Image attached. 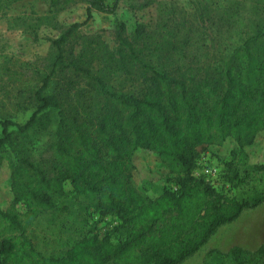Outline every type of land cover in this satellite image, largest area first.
<instances>
[{
	"label": "trees",
	"instance_id": "trees-1",
	"mask_svg": "<svg viewBox=\"0 0 264 264\" xmlns=\"http://www.w3.org/2000/svg\"><path fill=\"white\" fill-rule=\"evenodd\" d=\"M49 1L54 14L37 18L32 31L37 37L45 25L59 35L49 39L50 56L27 91L22 108L31 114L24 123L0 119L13 196L7 209L0 206V264H181L220 226L264 202V164H250L245 153L264 131V9L233 31V45H219L216 59H208L209 46L191 35L150 45L143 28L129 39L123 23L111 53L100 40H87L82 27L94 12L115 15L122 0ZM80 3L85 21L62 26L57 14ZM99 62L105 69H96ZM104 70L138 82L137 92H122ZM228 139L236 147L215 182L196 175L202 154ZM138 150L157 155L167 170L156 196L134 181ZM66 183L89 200L92 219H115L110 232L93 234L84 216L65 237L49 221L42 229L51 242L30 233L45 213L69 210L56 203ZM207 257L212 264H264V248L211 249Z\"/></svg>",
	"mask_w": 264,
	"mask_h": 264
},
{
	"label": "rangeland",
	"instance_id": "rangeland-1",
	"mask_svg": "<svg viewBox=\"0 0 264 264\" xmlns=\"http://www.w3.org/2000/svg\"><path fill=\"white\" fill-rule=\"evenodd\" d=\"M112 4L113 0H106ZM85 5L75 4L67 10L57 14L58 22L67 27L72 23H83L86 19ZM258 15L264 9V0H122L115 15L94 12L82 27L87 40H100L107 50L116 54L118 43L115 38V28L123 23L126 35L132 39L136 28H143L150 37V45H175L178 35H191L200 40L199 45H208V59L215 56L219 45H233V31L254 19L255 9ZM54 10L49 0H0V119L8 118L18 123H24L31 114V110H23L26 104L28 89L34 84L37 73L42 70L49 53V39L55 38L59 32L49 26H41L34 37L32 27L39 17H51ZM264 17V13L262 15ZM179 26L180 30H177ZM192 27V32L189 28ZM228 27V28H227ZM227 28V29H226ZM178 31V33H177ZM82 45L76 47V55L83 52ZM49 55V56H48ZM216 59V56H215ZM99 66V67H98ZM96 69L102 68V63L95 64ZM104 68V67H103ZM105 69V68H104ZM105 79L125 93H135L139 83L123 79L109 70L101 72ZM236 144L228 139L221 147H211L202 154L207 158L209 166L217 171L215 177H207L215 182L220 167L230 159V152ZM250 164H264V131L260 132L251 146L245 148ZM12 154H0V206L7 209L13 199L10 192V169L7 158ZM134 165V181L137 186L144 188L150 196H156L166 183L167 170L157 155L138 150L132 157ZM203 165L200 164L196 175H201ZM217 187L220 186L216 182ZM64 196L56 203L57 206L66 204V213H45L42 216V226L34 224L33 234L37 240L43 242V237L52 241L50 232L42 228L47 227L49 221L51 230L56 236L65 237L74 234L73 230L80 224L81 218L87 219V228L92 233L104 235L115 226L112 217L98 218L90 213L93 207L89 200L75 196L69 183L64 186ZM20 212L26 208L22 204L16 205ZM74 227L72 231L63 229ZM62 226V229H61ZM224 229V228H223ZM112 240L117 242L118 235L112 234ZM214 240L207 242L197 253L181 264H212L207 253L212 249ZM44 252L51 251L49 246L41 247ZM226 264H230L225 260Z\"/></svg>",
	"mask_w": 264,
	"mask_h": 264
},
{
	"label": "crops",
	"instance_id": "crops-1",
	"mask_svg": "<svg viewBox=\"0 0 264 264\" xmlns=\"http://www.w3.org/2000/svg\"><path fill=\"white\" fill-rule=\"evenodd\" d=\"M211 239L214 240L212 249L222 253L233 246L249 252L264 248V202L256 208L244 209L235 221L220 226L208 242Z\"/></svg>",
	"mask_w": 264,
	"mask_h": 264
},
{
	"label": "built area",
	"instance_id": "built-area-1",
	"mask_svg": "<svg viewBox=\"0 0 264 264\" xmlns=\"http://www.w3.org/2000/svg\"><path fill=\"white\" fill-rule=\"evenodd\" d=\"M200 164L203 165L202 174L207 177H215L217 174V171L209 166V163L207 162V158L205 156H201L200 158Z\"/></svg>",
	"mask_w": 264,
	"mask_h": 264
}]
</instances>
